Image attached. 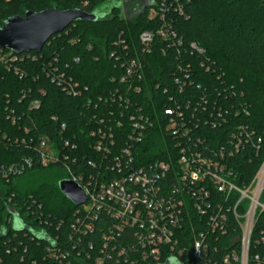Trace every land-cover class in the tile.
<instances>
[{
  "label": "trees",
  "instance_id": "16d2710c",
  "mask_svg": "<svg viewBox=\"0 0 264 264\" xmlns=\"http://www.w3.org/2000/svg\"><path fill=\"white\" fill-rule=\"evenodd\" d=\"M122 1L0 0V27L7 19L23 17L26 12L57 9L91 14L110 4L107 16L95 22H75L51 37L39 54L25 55L23 62L17 64L24 75L21 79L0 68V264H94V258L105 253L102 234L108 233L112 219L95 209L89 214L77 213V207L58 188L59 182L68 177L65 167L42 168L38 164L34 147L39 139L71 154L76 162L68 165L72 174L82 172L88 176L95 171L88 163L100 160L91 151L94 140L90 132L100 125V120H104L103 126L119 120L123 124L116 132L120 143L130 131L128 115H136L140 109L153 121V127L136 147L140 156L137 166L163 160V110L171 108L174 101L186 114H191L205 96L207 110L211 111L214 103L220 105L226 112L225 121L216 118L213 125L204 123L208 115L202 117L199 112L200 124L194 133L205 140L204 148L215 152L223 149L224 163L232 175L230 181L239 189L249 187L262 164L264 0H181L183 15L170 11L166 22L159 17L148 19L152 5L142 7L134 19L126 20L122 16ZM165 24L167 32L174 36L169 34L168 41L155 35L150 51L143 52L140 35L155 34ZM191 43L203 49L205 56H190L185 49ZM135 53L142 66L143 84L138 83L139 93L126 95L130 105L120 119L119 107L107 98L125 73L121 62L131 65ZM116 56H120L118 61ZM186 67L190 82L179 93L173 80L183 79ZM55 72L80 86L81 95L67 96L52 81ZM119 88L124 93V87ZM32 101H37L39 108L29 109ZM109 109L114 112L112 119ZM237 140L240 144L235 148ZM66 143L68 148H64ZM72 145L77 151L70 153ZM23 159L32 161L30 169L20 176L2 175V167L16 165ZM169 183L167 176L161 181L163 186ZM235 200V196L227 199L228 207ZM259 203L264 205V190ZM246 207L247 201L239 205L238 216L245 213ZM225 214L224 232L213 233L197 225L193 216L194 223L181 228L179 247L188 248L202 230L208 247L202 264H223V257L232 251L238 260H231L230 264H239L242 225L231 213ZM88 224H92L91 231ZM116 236L106 247V264H155L140 261L139 254L132 249L136 242L131 230ZM185 262L196 264L187 258ZM247 264H264V212L260 209L249 240Z\"/></svg>",
  "mask_w": 264,
  "mask_h": 264
},
{
  "label": "built area",
  "instance_id": "2783aa9c",
  "mask_svg": "<svg viewBox=\"0 0 264 264\" xmlns=\"http://www.w3.org/2000/svg\"><path fill=\"white\" fill-rule=\"evenodd\" d=\"M150 5L152 7L148 11L149 20L159 17L161 22H166V16L170 11L183 15L181 0H152ZM169 34L174 36L173 33L167 32L166 24L162 25L155 34L142 33L139 43L143 52L150 51V44L155 35L169 41ZM120 42L123 44L122 41ZM178 46H181L179 41ZM185 51L190 56H205V51L194 43L189 44ZM29 54L17 55L0 48V68L6 72H12L21 79L24 75L19 71L17 64L23 62V57ZM119 57L116 56L117 61ZM121 63L125 73L120 79L119 86L124 87L125 91L123 93L117 86L107 98V101L109 99L112 104L119 107L120 119L126 115L130 105L129 97L126 95L139 93L141 88L138 83L143 84L142 66L136 53L131 65L124 61ZM203 65L201 63V66ZM187 68L183 73V79L173 80L179 93H182L187 87V82H190ZM52 81H56L67 96L76 98L82 93L80 86L72 82L70 78H64L63 75L56 76V72ZM143 86L144 89H148L146 85ZM173 103L171 108L163 110L166 138V140L163 138V148L160 151L164 154L163 160L137 166L139 152H136V147L142 142L145 132L153 127V121L140 109L137 110L136 115H128L131 122L130 131L124 134L120 143H117L116 132L123 128V124L119 120H115L114 125L109 126H103L105 122L100 120V125L90 132V137L94 140L90 146L91 151L98 154L100 160L98 163H88L95 169L88 176L82 172L72 174L68 165L70 162L73 165L76 164L75 159H72L71 154L57 150L48 140L39 139L34 147L39 156L38 164L42 168L62 165L68 176L65 180L77 185L84 192L86 201L83 205L77 206V213L89 214L95 209L106 213L112 219L108 233L102 234L105 253L94 258V264L107 263L106 247L111 243V237H117V234L126 229L132 232L136 242L132 249L137 251L141 262L152 261L155 264H166L171 261L173 264H188L185 262L187 258L188 261L202 264V258L207 256L208 250L204 243L205 233L200 230L197 234L198 238H195L188 248L182 249L179 247L178 239L181 228L186 223L192 225L193 216H196L197 225L204 226V229H209L211 233L216 230L224 232L222 225H225L227 220L225 213H231L235 221L242 225L239 264L248 262L249 240L256 212L258 209L264 212V205L259 203L260 195L264 190V159L249 187L237 188L230 181L232 175L224 163L223 149L220 148L215 152L204 148L205 140L194 133L200 124L198 118L200 113L202 117L205 113L208 115L209 122L204 120V123L213 125L216 118L224 122L226 112L215 103L212 110L208 111L205 96L201 97L199 107L191 114H186L181 106L174 101ZM37 108L39 103L32 101L29 109ZM188 108L189 105L186 104L187 112ZM108 112L112 119L114 112L111 109ZM11 122L15 124L14 119H11ZM239 144L240 141L237 140L235 148ZM68 147L66 143L64 148ZM69 151L73 153L77 151V147L72 145ZM31 167L32 161L23 159L16 165L2 167L1 172L4 177L9 178L20 176ZM166 176L170 183L163 186L161 181ZM231 196H235L236 200L232 206L228 207L226 201ZM244 201H247V207L240 217L237 209ZM225 205H227L226 208H224ZM240 219L242 221L239 223ZM87 229L91 231L92 224H88ZM231 260H238L233 251L231 255L223 257L222 263L230 264Z\"/></svg>",
  "mask_w": 264,
  "mask_h": 264
},
{
  "label": "water",
  "instance_id": "95a60500",
  "mask_svg": "<svg viewBox=\"0 0 264 264\" xmlns=\"http://www.w3.org/2000/svg\"><path fill=\"white\" fill-rule=\"evenodd\" d=\"M103 17H98L96 11L89 14L82 10L50 9L39 13L26 12L23 17L7 19L0 27V48L17 55L38 54L51 37L62 33L71 24L95 22ZM58 188L74 206L85 203V194L77 185L63 180L59 182Z\"/></svg>",
  "mask_w": 264,
  "mask_h": 264
},
{
  "label": "rangeland",
  "instance_id": "374dc122",
  "mask_svg": "<svg viewBox=\"0 0 264 264\" xmlns=\"http://www.w3.org/2000/svg\"><path fill=\"white\" fill-rule=\"evenodd\" d=\"M152 0H123L120 4L122 8V16L126 20L134 19L136 14L140 11V9L144 6L150 5ZM110 4L103 7L102 9L96 12L97 16H107L109 11ZM64 174H61V177H64Z\"/></svg>",
  "mask_w": 264,
  "mask_h": 264
}]
</instances>
